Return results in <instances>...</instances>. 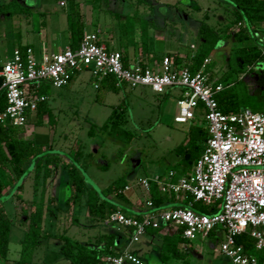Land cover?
<instances>
[{
	"label": "rangeland",
	"instance_id": "1",
	"mask_svg": "<svg viewBox=\"0 0 264 264\" xmlns=\"http://www.w3.org/2000/svg\"><path fill=\"white\" fill-rule=\"evenodd\" d=\"M8 1L10 0H0V3ZM20 1L26 7L25 13L7 16L0 23V66L12 59L13 52L16 47L21 46V41L26 42L27 28L32 31L28 40L35 43L37 57L39 56L38 43L42 37L46 36L48 39H52L54 34H57L56 36L60 34L59 41L61 42V38L66 39L68 34L66 13L70 16L72 14V0H62L65 1L66 6L58 4L61 0ZM74 1L78 3V10L89 30L99 28L105 31L111 28L116 36L122 38L124 43L135 45L138 49L141 34L138 37L139 30L135 25H146V20L150 21V17L154 15L152 12L158 7L160 10L159 19H167L168 30L173 34L180 33L182 36L181 45L172 43V46H179L183 51L196 48L197 27L195 23L202 20L205 15H207L206 22L218 32H221L225 24H233L235 20L231 13L232 6L226 5L221 0H119L118 11L130 15L128 25L120 24L118 17L112 14L113 4L111 2L108 8L101 0ZM194 3L198 5V9L193 8ZM26 19L29 20V27ZM163 23L162 20L157 19L150 21L149 36L153 37L154 28H161ZM234 30L235 26L230 28L227 33H232ZM225 37L226 39L223 38L219 41L211 56L217 74L226 69L225 61L233 46L230 35L227 34ZM166 46L168 47L166 43L160 41L155 44L158 52H161ZM239 77H243V73L239 74ZM248 82L252 89L256 88L257 82L253 77L249 78ZM96 84L98 87L95 86ZM49 87L46 103L56 115L57 127L52 129L49 126L47 115L42 117L41 122H38L37 115H34L30 123L28 121L29 124L27 123L23 129L21 128L22 132L19 135L30 137L34 143L43 147L45 156L56 154L59 161L49 165V176L45 185L40 178L39 185L35 189L33 164L29 162L26 173L10 189L4 191L1 201L4 203L6 213L12 219L9 245L10 264L15 263V260L17 261L20 257L21 241L27 229L21 212L22 206L31 211L35 205H38L41 202L43 187L45 189L44 201H46L43 206L47 213L43 229L46 233L53 235L66 230L68 235L79 241L95 243L102 240L103 234L110 228L89 216L85 204L86 196L76 208L78 223L72 221L73 210L65 204L71 193L68 184L64 181H67L66 167L70 165L72 159L74 160L73 155L80 145L83 150L80 163L85 166L84 175L88 186L101 190L112 181L124 177L131 187L125 194L128 198H132V201L137 202L138 198L144 199L147 196L145 191L138 186L137 182L140 178H154L157 175L166 174L170 169L177 171L181 168L180 160L184 152V141L191 122L207 127L204 117L198 112L193 121L175 122L174 118L179 114L178 100L182 92L180 87H170L164 93H156L148 86L130 88L126 85L118 92H113L100 85V82L91 76L88 69L79 72L74 80L65 87ZM122 102L126 108L120 120L125 127L134 132V139L130 143H125L107 134L90 137L88 130L91 124L102 125L112 113L113 108ZM59 180L63 181L60 186H53ZM119 203L125 206L123 202L119 201ZM173 205L180 204L173 203L171 206ZM128 210L136 212L132 207H129ZM220 235L222 239L223 234ZM162 238L161 233L157 234L154 245L160 244L159 240ZM152 239L149 234H145L139 242L133 243L131 251L139 248L145 250L144 257L148 264H183L182 260L175 258H171L170 262L163 263L157 257L156 253L159 249L152 244ZM210 241L209 237H199L180 243V245L189 247L184 255L188 259V263L233 264L221 253L220 241L215 248L210 246ZM148 248L151 250L147 252ZM186 251L182 250V253ZM41 254L46 255L48 264H57L55 255L61 257V264H71L61 253V241L57 238H41L30 264H40L39 256ZM0 264L9 263L6 259L0 258Z\"/></svg>",
	"mask_w": 264,
	"mask_h": 264
},
{
	"label": "built area",
	"instance_id": "2",
	"mask_svg": "<svg viewBox=\"0 0 264 264\" xmlns=\"http://www.w3.org/2000/svg\"><path fill=\"white\" fill-rule=\"evenodd\" d=\"M257 35L264 43V33ZM211 63L209 56L194 72L164 56L151 65L143 66L136 59L126 67L123 53L100 43L98 31L85 33L78 48L66 46L56 53L44 54L40 60L30 47L24 51L17 48L0 70L6 97V106L0 111V125L24 127L36 112L38 102L47 99L46 95L28 98L27 87L44 84L65 87L84 69L97 81L113 75L130 88L148 86L156 93H164L170 87L182 88L175 122L193 121L198 112L207 123L209 138L190 173L177 175L170 169L164 175L140 178L137 183L147 194L156 183L164 194H175L183 202L189 197L192 200L188 206L155 209L147 199L148 212L141 218L114 211L107 213L103 224L124 230L129 235L128 247L139 242L149 229L165 225L179 230L190 241L206 238L217 230L223 234L220 251L233 264H261L256 255L247 252L240 238L248 237L254 250H264V112L250 108L230 113L221 111L217 94L223 84L208 69ZM130 188L127 185L125 191ZM193 201L206 205L219 202L220 210L202 214L191 208ZM105 261L106 264H144L129 249L109 255Z\"/></svg>",
	"mask_w": 264,
	"mask_h": 264
},
{
	"label": "trees",
	"instance_id": "3",
	"mask_svg": "<svg viewBox=\"0 0 264 264\" xmlns=\"http://www.w3.org/2000/svg\"><path fill=\"white\" fill-rule=\"evenodd\" d=\"M226 5L232 6V15L235 20L233 24H225L221 32H218L212 25L206 22V16L199 21H196L197 27V46L193 50L183 55L172 54L169 55L172 62L179 66L185 65L191 71H197L204 59L211 56L212 52L218 46V43L225 36L230 35L233 41V46L226 59V69L222 73H218L214 69V62L208 66L218 78L217 82L223 84V89L217 94V101L219 109L225 113L236 112L243 108H251L254 111H264V43L258 33H264V0H221ZM25 6L20 0H10L8 2L0 3V23L7 16L20 15L25 13ZM194 9H198L196 3L193 4ZM71 16H68V31L70 34L69 46L73 49L79 47L85 35V23L81 12L78 10V3L71 1ZM43 14V13H41ZM125 22L126 25H128ZM238 23H241L239 25ZM149 24L146 20V25L141 24V39L139 42V49L142 58L139 62L143 66L151 65L152 61L162 58L156 53L149 56ZM235 26L232 33H227L230 28ZM154 27V26H153ZM21 51L25 47L19 48ZM123 61L126 67H129L131 58L128 54L123 53ZM2 66H0L1 70ZM243 73V77L239 74ZM78 74V73H77ZM75 77V75H74ZM73 77V78H74ZM253 77L257 86L252 89L249 85V78ZM71 79V81L73 80ZM70 81V83H71ZM3 79L0 76V111L6 106L5 90L2 88ZM100 85L107 90L118 92L121 88L126 86L125 83H120L118 79L109 75L102 79ZM69 85V84H68ZM50 85L44 84L41 87H27V97L35 98L40 95L48 96ZM47 99L38 102L36 111L37 120L41 122L42 117L47 115L49 126L54 129L57 127L58 121L53 110L47 106ZM126 106L124 102L115 106L112 113L106 121L97 126L91 124L88 135L95 137L98 134H107L110 137L130 143L134 137V132L125 127L121 122V116ZM23 127H13L11 125H0V202L4 191L10 189L15 182L26 173L27 163L33 164V180L35 189L39 185V180L45 185L49 176V165L55 161H59L56 154H43V147L34 143L33 139L20 137ZM209 138L207 127L203 125L190 124L186 139L184 141V152L180 160L181 172H188L194 165L196 159L200 156L204 145ZM83 157V150L80 147L74 153L70 165L66 167L67 184L71 191L70 196L65 204L73 210L72 221L78 223V214L76 212L77 206L86 196V208L89 216L95 221L101 223L106 218L108 212L121 211L129 216L141 218L142 214L139 212L129 211L132 207L130 199L125 194V187L128 183L124 177H120L112 181L109 185L101 190L95 187L88 186L81 159ZM43 170V171H42ZM43 172V173H42ZM147 194V193H146ZM45 196V189L41 191V202L36 205L30 212L25 206H22V214L25 216L28 227L24 238L21 241L20 257L18 264H30L34 258V251L40 244L41 238H57L61 241V253L71 264H106L105 258L109 255H118L121 253L118 250V245L125 244L129 240V235L124 234L114 227L108 228L103 234L102 240L98 242L79 241L70 235L67 231L56 234H48L43 229L45 208L43 200ZM147 199L153 202L154 208H172L178 206H188L191 197L178 206H171L177 203L175 194L167 195L160 191L156 183L152 184L150 192L147 194ZM123 202L125 206L119 203ZM191 208L196 212L202 214H213L220 210V203L213 205H206L200 201H193ZM12 219L8 216L4 206L0 203V258L7 259L10 244V229ZM161 230L152 229L153 233H158ZM220 233L214 230L209 233L207 237L211 238L210 246L215 248L219 241H221ZM189 241L181 236L179 230H175L163 237L160 258L163 262H167L171 258L182 260L183 264H189L188 259L185 258V253L180 251V243ZM244 243L247 252L256 254L260 263L264 259V250L256 251L253 249L252 239L245 237L240 238Z\"/></svg>",
	"mask_w": 264,
	"mask_h": 264
},
{
	"label": "crops",
	"instance_id": "4",
	"mask_svg": "<svg viewBox=\"0 0 264 264\" xmlns=\"http://www.w3.org/2000/svg\"><path fill=\"white\" fill-rule=\"evenodd\" d=\"M62 1V0H61ZM61 1H59L58 2V4H60V2ZM118 1L119 0H101V2H104L105 4H106V7H108L109 8V3L111 2V4H113V8H112V10H111V12H112V14H114V16L115 17H118V22L121 24V23H123L124 25H126L125 24V22L127 21V22H130V15H126L125 13H121V12H119L118 11V8H117V4H118ZM64 3H65V1H63ZM4 3V2H3ZM61 5V4H60ZM67 4L65 3L64 5H61V6H66ZM159 8V7H158ZM158 8L157 9H154V12H152L154 15H152L151 17H150V21H155L156 19L157 20H162L164 23L162 24V26H161V28H154V32H153V37H151L150 36V38H152V39H150L149 38V40H150V42H149V44H150V51H151V53H150V55L149 56H152L153 54H157L159 57H163V56H169V55H172V54H178V55H183V54H185L186 52H188L189 51V49H187V50H180V48H179V46H177V47H173L172 46V43L173 44H177L178 45V43L181 45V43L183 42L182 41V36H181V34L180 33H174L173 34V32H170V30H168V28H167V19H165V18H162V19H159V16L158 15H160V10H158ZM121 11V10H120ZM66 16H67V19H66V24H67V26H68V16H69V14H67L66 13ZM171 22V21H170ZM26 23L28 24V27H29V20L28 19H26ZM45 23V22H44ZM43 23V26L46 28V25ZM98 27V26H97ZM135 27L137 28V30H139V32L141 31V24H136L135 25ZM68 28V27H67ZM47 29H48V27H47ZM68 30V29H67ZM92 31H98V32H100L99 33V41H100V43H102V44H104L108 49H110V50H119V51H121L122 53H126V54H128L129 55V57L131 58V61H133V60H136V59H141L142 58V54H141V52H140V49H138L135 45L134 46H131L129 43H124L121 39L122 38H120V36H116L114 33V31L111 29V28H109V29H106L105 31L104 30H100L99 28H97L96 30H89L88 29V27H85V32L87 33V32H92ZM102 31H104V32H102ZM31 32L32 31H30V29L29 28H27V30H26V33H25V35H26V42L25 43H23L22 41H21V46H18V47H16L15 49H17V48H20V47H30L32 50H33V53H34V56L36 57V59L37 60H40L41 58H42V56L44 55V54H52V53H56V52H58V51H60V50H62V49H64L66 46H69V42H70V34H69V31H68V34H67V37H66V39H63V38H61V42L59 41L60 40V38H59V35L60 34H58V36H56L57 34H54L53 35V38L52 39H48L46 36H45V38H43L42 37V39H40L39 40V43H38V50H39V56L37 57V55H36V50H35V43L34 42H30L28 39L30 38V35H31ZM138 32V37H140V34H141V32L139 33ZM122 34V33H121ZM120 34V35H121ZM123 35V34H122ZM175 35V36H174ZM120 39V40H119ZM65 41V42H64ZM157 41H160V42H163V43H166V45H168V47L166 46V48L165 49H163L161 52H158L157 50H156V48H155V44H156V42ZM63 42V44H61ZM153 42V43H152ZM61 45V46H60ZM63 45V46H62ZM118 45H119V48H118ZM125 45V46H124ZM127 45V46H126ZM185 45H186V43H185ZM60 46V47H59ZM191 46L193 47L194 46V44L192 43L191 44ZM190 46V47H191ZM57 47H59V48H57ZM160 53V54H159ZM186 55V54H185ZM212 56V55H211ZM159 61V58H157L156 60H154V61H152V63L151 64H154L155 62H158ZM5 64V63H4ZM3 64V65H4ZM3 65H1V66H3ZM77 75V74H76ZM75 75V76H76ZM75 78V77H74ZM74 78H73V80H74ZM72 80V81H73ZM71 81V82H72ZM70 84V83H69ZM98 87V86H97ZM47 98H48V96H47ZM37 111V110H36ZM34 115H36V112L35 113H33L31 116H30V118H29V123H30V121L32 120V117L34 116ZM28 123V124H29ZM26 129V128H25ZM24 134V133H23ZM22 134V135H23ZM20 136V135H19ZM21 137V136H20ZM24 138H27V139H31L30 137H27V136H24ZM192 169V168H191ZM191 169L188 171V172H184V173H182L180 170H181V168H179V169H177V171H176V173H177V175H183V174H188V173H190V171H191ZM174 170V169H173ZM65 181V183L67 184V181L66 180H64ZM63 181H61V180H59L58 182H55V184L53 185V186H60V184L62 183ZM128 191V190H127ZM126 192V191H125ZM54 196H55V198H56V192L54 193ZM130 198V197H129ZM146 200H147V196L146 197H144V199L143 198H138L137 199V202H134V201H132V198H130V201H131V204H132V208L135 210V211H137V212H139V213H141V214H144V213H146V212H148V208H147V206H146ZM175 200H176V202L177 203H179V204H181L183 201H182V199H181V197H179V196H176L175 195ZM55 201V200H54ZM23 203H25V201H22ZM46 201H44L43 200V203H45ZM3 206H4V203L1 201L0 202ZM26 203H29V202H26ZM55 203H56V201H55ZM36 206V205H35ZM34 206V207H35ZM4 208H5V206H4ZM6 211V210H5ZM28 212H30L29 210H28ZM23 215V214H22ZM47 217V213H46V210H45V214H44V222H45V218ZM23 219L26 221V225H27V227H28V222H27V220H26V218H25V216L23 215ZM26 231H27V229H26ZM175 231V228H173L172 226H163L162 228H161V230L158 232V233H153L151 230H148V232L146 233V234H149L153 239V241H152V244L154 245L155 243H154V241L156 240L155 239V237L157 236V234H159V233H161L162 235H163V237L166 235V234H170V233H172V232H174ZM124 234H126V232H124ZM127 235V234H126ZM162 240H163V238H162ZM162 240H159V243L160 244H156V245H154V246H156L159 250H158V252L156 253L157 254V257L159 258V259H161L160 258V252H161V245H162ZM149 244H151V243H149ZM10 245V244H9ZM132 245L133 244H131V245H129V247H128V241L125 243V244H121L120 243V245H118V250H120L121 251V253L123 252V251H125L126 249H129V251L130 252H132L133 254H135L137 257H139L143 262H144V264H148V261L146 260V258L144 257V254L146 253L145 252V250H143V249H141V248H139V249H135L134 251H131V247H132ZM188 248L189 247H187V246H185V245H181L180 246V251L182 252V250H185L186 251V249L188 250ZM151 250V249H150ZM149 250V248L147 249V252L148 251H150ZM9 253H10V247H9V252H8V256H7V263H9L10 264V262H11V259H10V255H9ZM55 257H56V262H57V264H61V257L60 256H58V255H55ZM39 263L40 264H48L47 262H48V258L46 257V255H40L39 256ZM18 261V260H17ZM17 261L15 260V263H13V264H18L17 263ZM52 262H54L53 260H51ZM162 261V260H161ZM171 261V259L170 260H168L167 262H170ZM163 263H166V262H163ZM127 264H131V263H127ZM261 264H264V259H263V262L261 263Z\"/></svg>",
	"mask_w": 264,
	"mask_h": 264
}]
</instances>
